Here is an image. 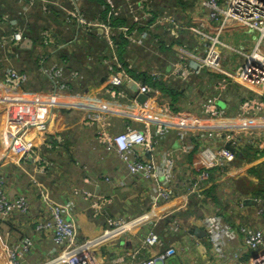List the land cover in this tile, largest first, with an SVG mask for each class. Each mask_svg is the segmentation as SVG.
Segmentation results:
<instances>
[{
	"label": "built area",
	"instance_id": "2783aa9c",
	"mask_svg": "<svg viewBox=\"0 0 264 264\" xmlns=\"http://www.w3.org/2000/svg\"><path fill=\"white\" fill-rule=\"evenodd\" d=\"M28 1L29 4L23 8L30 13L36 8L30 4V0ZM152 1H154L153 5L156 7L160 4L158 0ZM223 1L197 0L194 1L193 5L195 9L186 10L187 13L192 15L191 18H195L197 21H192L194 26L192 32L190 30L185 31H188L199 45L205 43V39L208 36L207 29L210 28L208 21L211 24L217 22V28L212 32H217L220 27L226 26V28H222L221 30L222 40L225 35L223 31L226 33L227 29H231V32L229 30V36L227 34L226 39L232 40L231 37L235 35L233 32L235 27H258L264 32V0H229L227 7H220L219 4ZM82 2L83 0H50L47 5H43L42 7L44 10L53 4L54 9L60 11L58 17H61V21H64L68 26L78 27L83 31L84 34L82 35L75 33L73 41L78 42V45L74 42L75 47L82 48L87 45L89 49L88 53L95 56L98 51L93 44L94 38L92 35L98 28L103 31L101 39L109 45L110 56L104 60L105 66L109 69L108 85L93 92L89 89V84H87L84 87V91L86 92V97L97 101L105 100V102H109L110 104H103V106H93L90 103L85 104L84 107L79 108L84 110L83 115H85L84 118L83 116L81 117L80 122H82L83 126L87 127L98 126V139L105 144L107 150L116 152L125 162L131 174L141 175L156 182L157 187L154 188L152 199L154 206H159L161 202L171 200L177 193L173 187L165 186V181L161 182L160 180L161 177L166 175L169 170L171 171L175 168L177 161L184 154L188 155L190 153L194 147V139L202 141L208 138L209 144H203V148L201 147L194 153L195 166L201 172L200 176H196L195 184L192 188L200 199L206 198L205 189H207L208 183L215 184L216 182L218 185L220 183L219 180L224 179V177H214V182H212V176L210 175V167L213 165H225L221 162V158L225 155L227 156L226 151H228V148H221L218 142L227 144L228 142L238 141L240 137L235 133H239L238 130L240 129L250 130L254 128L264 137V120H261V126L257 125L259 122L255 123L254 126H250L246 122L250 118H264V33L258 41L255 38L253 43L247 38L240 40L245 50L255 48V52L247 59L244 58L243 63L239 67L234 70L229 67L225 68L224 64L220 61V65L210 66V68L215 69L212 72H220L224 74V77L215 80L212 85L216 93L215 96L209 99L206 104H203L198 113L191 114L184 109L178 112L177 102L173 95H170L172 99H169L167 96L160 101L157 100L150 84L146 83L142 77L131 76L127 72L125 64H121L116 58V51L122 48V43L119 42L121 39L128 41L130 48L138 47L134 42V33L135 35L138 32L150 35V30L158 28L160 30L165 29L168 36H179L177 30L173 32L164 23L165 21L161 20L169 19L171 23L175 24V17L171 15V11L150 6L151 10H145L144 13L136 11L138 14H135V9H139L140 4H142L141 0H102L101 9L106 8L105 10L109 12L97 10L95 13L97 16L92 17L86 9V14L81 10L80 3ZM172 6L176 5L173 4ZM73 9H76L78 14L72 11ZM21 14L26 15L23 12ZM102 14H106V17L103 18ZM158 14H164V18H162L163 16L159 17ZM78 17H83V20L79 22ZM120 17L127 18V22L115 24L114 21ZM155 21H161V24ZM152 24L154 25L152 26ZM247 31V33H251V30ZM25 34V28L18 20L15 21L11 17L7 18L6 14L1 13L0 10V56L6 55L2 59L4 72L2 81L0 82V114L8 110L22 112V110L32 107H37L41 111V117L29 119V124L32 127L21 126L20 129L11 128L7 131L11 137L8 143L9 152L16 153L15 155L19 156L21 162L30 160L36 163L35 165L31 164L30 179L42 187L38 196L42 210L34 214V217L38 216V218L33 220V223H35L34 237L27 234L17 242L6 246L2 245L8 264H25L26 254L31 252L33 249L32 245H35L36 234L43 235L53 242V248L49 250V259L39 264H157V260L167 262L173 256H180L181 252L176 245L168 246L165 244V240L158 230V226L161 224H164V228L170 233H186L188 236L186 249L193 253L204 251V253L212 254L214 257L219 258V256H223L227 244L224 246L222 239L218 235H224L231 241L239 240L240 246L233 256L235 264H243V255L246 253H249V264H264V195L260 194H247L249 198H254L253 200L256 202V206L252 207V209H248L245 206L243 202L245 198L238 202V210L235 209V214H233V217L237 220V224L230 222L225 225L218 213L210 212V215L203 222V230L207 233L202 238L198 236L197 229L192 230V227L186 225L180 215L166 212L152 220L146 218L148 213H146L145 217H140L141 214L139 216L141 218L140 222H148L149 230L140 238H137V232H133V235L127 236L126 241L132 243V246L124 252L118 249L111 254H96L94 251L100 244L107 242L110 236H114L115 238L117 235H121L128 230L140 228L141 223L136 224L135 227L120 229L121 226L128 224L127 220H118V222L110 220L112 225L103 230L104 233L102 235L106 236L102 241L100 240L101 242H94L92 240L93 244H89L88 246L80 244L81 224L73 216L69 217L70 210L77 203L72 200L66 206L64 203L52 199L48 195L49 193L43 189V185L38 181V177L45 174L46 170L56 167V162L49 157L48 151H46L53 147L51 139H55L59 143L63 139L61 134H57L51 138L48 132V121L51 118L52 107H55L57 104L69 107H77L78 105L75 104L72 95H67L65 99L60 100L58 95L52 91L43 93L33 92L26 88L29 86L30 81L29 72L25 67H18L10 55L11 53L15 54V51L24 41ZM56 34L57 32L53 26L51 29L41 32V37L46 45V51L52 50L51 48L55 46L53 35ZM208 38L212 39L211 37ZM184 39L192 42L188 37L184 36ZM98 41L102 44V40L98 39ZM85 42L86 44H84ZM165 42L166 55H169L168 52L173 48L174 44L168 41ZM81 43H83L82 46ZM222 45H225V43H222ZM55 50L57 53L59 47L57 46ZM162 52L163 50L156 51L155 55L158 56V59L167 61L170 74L178 82H190L191 84L193 81L192 77L202 71L198 65L204 62L195 61L191 58L190 54L183 50L180 55H177V58H172V60L166 59ZM245 54L247 53L245 52ZM197 57L200 59L201 55L198 54ZM147 62L141 60L139 65L146 64ZM38 63L39 73L45 76L48 81H51L52 89L56 86L60 89L59 84L65 81V79L68 85L71 86L69 82H71L72 77L70 78V73L63 67L61 59L54 60L53 63L49 64L46 61L45 52ZM163 71L160 68L154 69L149 76L153 80H160L162 78L161 72ZM74 74L76 73L72 72L71 76ZM177 76L181 77V79L179 80ZM236 76H239L243 82L237 80ZM235 84L241 85L247 96L241 101L239 112L227 114L226 110L217 106L215 99L220 95L229 93V88L231 87L235 90ZM252 86H258L259 89L254 90ZM101 92L106 99L100 96ZM137 93L147 95V101L144 103L138 101ZM131 105L134 106V110L129 109L128 106ZM114 111L125 115L115 113ZM114 114L118 117H125V129L116 131V129L109 128L111 125H116L115 117H113ZM178 114H182L180 118H178ZM221 115L232 118L222 119ZM24 120L26 119L21 118V121L26 123ZM173 123H178V125H174ZM221 126L224 128L221 136L214 134L211 130L213 128H220ZM24 128H32L37 133L44 134L45 140L39 144L30 143L21 135V131ZM174 132L180 141V149H167L164 151V170L161 171L159 170L157 161L153 158L146 159L144 154L145 152H149L151 155L157 154L161 150L163 142L173 135ZM204 133H209L210 137H201ZM206 147H209L208 153L205 151ZM84 182L87 188H75V194H81L84 200H87L91 206L93 205L94 217L104 213L106 208L116 205L113 196L97 193V191L88 187L92 184H98L97 179L85 178ZM178 188L180 187L178 186ZM35 207L33 199L29 195L10 196L7 184L4 183V177L0 174L1 221L6 222L15 219L16 215L14 214L16 212L31 218L30 214L33 213V208ZM226 214L229 215L230 213ZM247 217H253L258 221L248 222L246 221ZM18 221L24 222L23 220ZM198 229H201V227H198Z\"/></svg>",
	"mask_w": 264,
	"mask_h": 264
},
{
	"label": "rangeland",
	"instance_id": "374dc122",
	"mask_svg": "<svg viewBox=\"0 0 264 264\" xmlns=\"http://www.w3.org/2000/svg\"><path fill=\"white\" fill-rule=\"evenodd\" d=\"M30 1H31L30 4L34 6L36 9H38L39 12L43 11L45 13L44 17H40L41 18V20L39 21L40 26L46 23V24H51L52 26H56L61 30L63 29L62 39L60 43L61 47L59 51H57L56 53V50H55L57 48L56 45L51 48L52 50L49 49L46 51L47 63L51 64L54 62L55 59L56 60L61 59V63L63 67H65V69H67V71L70 73V78L72 77L71 82L75 80L76 83L81 81L87 84L89 80L85 78V75H83L81 72L85 71L86 75L91 77V67L100 68L104 65V61L103 60L99 61L98 58H95L91 53H88L89 49L87 45L83 46L82 48L75 47V44H74L75 41L71 40L70 39L71 36L69 35L75 34V33H79L82 35L84 34L83 31L78 27L68 26L64 23V21H61V17H58V14H60V11L57 9H54L53 4L51 6H48L47 9L43 10L42 9L43 5H47L50 0H41V1L30 0ZM141 2L142 4H140V8L135 9V14H138L136 11H141L142 13H144L145 10H151L150 8L151 6L153 8H160V9L162 8V9H166L167 11H171V15H174L175 17V20H174L175 24L171 23L169 19H161L165 21L164 23H166L173 30V32L177 30L179 33V36H176V39H179V42L173 45V48H171V50L169 51V55H166V51H165L166 49L163 50L162 54L165 56L166 59L168 58L172 60V58L173 59L177 58V55H180L181 51L183 50L186 53L190 54L191 58L194 59L195 61L204 62L203 64L198 65L201 67L202 71L199 72L198 75L192 77L193 81L191 82V84L190 82H185V83L179 82L177 84L176 87L179 86V89L173 90L176 96L178 92L179 91L182 92V90H185L184 92H187V93L192 92L194 94H197L200 97L208 96L209 95L208 91L210 90V86L213 85L215 80L217 78L224 77V74L220 72H212V70L214 71L215 69L210 68V66L211 65L218 66L220 65L219 63L220 61L224 64L225 68L229 67L230 69L234 70L235 68L239 67L243 63L244 58L247 59L248 57L252 56L253 53L255 52V48L253 49L250 48L249 50H245L244 46L241 45L240 40L247 38L249 39V41H252L253 43L255 41V38L257 39L256 41H258L264 33L258 27L256 28H253L251 26L235 27L233 30L235 35L234 37H231L232 40L226 39L227 34L229 36V30L231 32V29H227L226 33H224L223 31V34L225 35H224V39L222 40L221 30L222 28H226V26L220 27L217 32H212L217 28V25H216L217 22H214L211 24V22L208 21V26H210V28L207 29L208 36L205 39V43H201L199 45L198 42L195 41V38L192 35H190V33H188L187 36L189 39L192 40V42H188L184 39L183 32L185 30H190L192 32L194 29L192 21H197L195 18L192 19L191 18L192 15L187 13L186 10H183L185 6H181V9H180V7L177 4L176 6H172L175 3L169 5L170 2H168L167 0L161 1L157 7L153 5L154 1L152 0H141ZM210 3L214 4L216 2H210ZM228 3H229V0H224L223 2H221V4H219V6L227 7ZM28 4H29L28 0H0V10H1V13L6 14L7 18L11 17L12 19H15V21L18 20L19 23L25 28V31L28 32L30 30L29 22L31 21V18L29 19V22H25L23 20H20L19 18V14H21L22 12L26 15H29L28 10L25 11L24 10L25 8H23V7H26ZM80 6L82 8L81 10L86 14L85 7L83 6V2L80 3ZM101 7L102 6H99L98 8L99 11L101 12L107 11L105 10L106 8L101 9ZM72 11L78 14L76 9H73ZM51 14H53L54 16ZM139 15H143V14H139ZM163 15L164 14H160V15L158 14L159 17H162ZM162 18H164V16ZM78 20L79 22L82 21L83 17H78ZM155 22L161 24V21H155ZM94 23H97V22H94ZM153 25L154 24H152V26ZM156 27L158 26L156 25ZM159 30L160 29L158 28L154 30H150V35L149 34L144 35L139 32L137 33V35H135L134 33V36H133V38L135 39L134 42L140 49H142V52L145 54L144 59L149 60L146 64L137 65L139 64V62L137 59L134 58L132 53L124 54L125 51L122 50V48L116 51L117 61L120 62L121 64H125L127 72L130 73L131 76L136 77V76H139V74L141 73L143 75L142 77L149 78V74L152 72V70L157 69V68H160L161 70L166 69L167 61L163 59H158V56L155 55L156 51H159L162 49L158 41V34L165 41H168L171 44L173 43L168 39L167 32L165 29H161L160 31ZM247 30H251V33H247L248 32ZM208 37H211L212 39H209ZM222 43H225V45H222ZM84 44H86V42ZM82 45L83 43H81V46ZM226 48H229V49H226ZM245 52L247 54H245ZM198 54L201 55L200 59H198L197 57ZM10 55L12 58L17 57L13 53H11ZM215 55L218 57V59ZM4 57H6V55L0 56V64H3L2 59ZM75 58L78 59L79 64H80L79 70H77V68H75L72 65V62L77 64V62L74 61ZM18 60L20 61V65L26 64L24 63L27 60L25 51L20 54V58L18 57ZM30 61L32 62L31 59ZM127 63H130V64H127ZM24 65L23 67H25ZM135 71H139V74L136 73ZM72 72L76 74L71 76ZM28 74L29 76H31V73H28ZM177 78H179V80L181 79V77L179 76H177ZM236 78L237 80L243 82V80L239 76H236ZM36 79L37 77L35 78V80ZM106 81H107L106 85L103 87L102 86L100 87L99 83L92 85V87L94 86L100 87L98 89L105 88L108 85V76L106 77ZM48 82H49V89L47 90V92L52 91L56 93L58 97L60 98V100L65 99L67 95H72L75 100V104L78 105L77 107H69V106H62V105L57 104L55 107H52L51 116L52 114H54L53 119H52L53 121L51 120L52 125L55 123L53 126H55L56 124H60V123L63 125V123L66 122L67 117L70 119L76 117L72 114H66L65 110L67 109H72V108L79 109V108L84 107L85 104H89V103L93 106H98V105L103 106V104H109V102H105V100L97 101L89 97H86L85 91L74 90L72 86L68 85V82H66V79L65 81H62L59 84L60 89H58L57 86L52 89L51 81H48ZM76 83H73V85ZM207 83L210 84L209 87ZM28 85H31V84H28ZM236 85L237 84H235V86ZM252 88H254V90L259 89L258 86H252ZM94 89L96 90V88ZM233 90L234 89L232 87L229 88V92H233ZM240 90L245 94L244 89L240 88ZM86 91H90V90H86ZM100 96L104 98V95L102 92ZM252 96H254V94H252ZM168 98L172 99L171 96H168ZM222 104L223 102L220 103V105ZM128 107L129 109L134 110L133 105L128 106ZM80 110L82 111V113L77 114V115H80L79 118L81 119V117L83 116L84 118L85 115H83L84 110L82 109ZM114 112L118 114L120 113L118 111H114ZM195 112L198 113L199 111H195ZM226 112L227 114H234V113L228 112L227 110ZM200 113L202 112L200 111ZM120 114L125 115L122 113ZM178 115H179L178 118H180V115L182 114H178ZM113 117H118V116L114 114ZM221 118L230 119L232 117H225L221 115ZM261 120H264V118H250V119H247L246 122L250 126H254L255 123L259 122L257 125L261 126L262 125ZM24 121H26V123L22 122V126L32 127L29 124L30 120H24ZM48 122H50V120ZM173 124L178 125V123H173ZM72 126L73 125L71 124L70 131H67L65 127L63 128L64 132L67 135V138H66L64 134L65 139L63 141L64 142L63 146L59 145L56 149L52 151L46 150L48 151L47 153L49 157L56 162V165H55L56 168L53 167L54 170L53 168L52 170H49L50 173L54 175L57 174L55 176V180H53L52 183L56 181L60 184L62 174H64L65 171H67V167L71 163H73L74 165L82 169L83 176L85 174H88V177L100 180V178L97 177L98 173L96 172V170H94L90 162H89V165L84 164L86 160H84L82 157H87L86 159H89L90 161L94 162L97 168H101L108 172L110 171V166L107 164L106 160L107 159H118L119 157L117 156V154H114L112 152L108 153L103 150L101 151L100 148L102 146L97 139L95 141H90L89 139L86 141L85 140L86 137L84 136L73 137L74 133L79 134L77 132H81L82 130L81 127L83 126L82 122H79V126L74 125L75 131L77 132L73 131L74 127L71 128ZM83 127H87V126H83ZM223 129H224L223 126H221L220 128H213L211 130L213 131L214 134H218V136H221ZM250 130H247V129L238 130L239 133H235V134H238L240 139L238 141L227 143V145L229 144L233 150L228 149V151H226L227 156L225 155L221 158V162L225 165L223 166L213 165L212 167H210L211 169L210 175L212 176V182H214L213 181L214 177L216 178L224 177V179L219 180L220 183H218V187L215 186L217 185L216 182L213 185V189H216V191L218 190V193L215 194L217 197L215 199L216 201L212 199L211 204L216 205L215 203H218L219 205H221L216 208L215 213H217V211H219L221 208L225 209V213H230V210H234V209L238 210L237 209L238 202H240L244 198H249V196H247V192L249 191L246 192L247 189H252V190L254 189L260 193L261 192L264 193V165H262V163H264V142H263L264 137H262V135L259 134L257 129L253 128ZM116 131H120V130L116 129ZM202 136L210 137L209 133H204L201 135V137ZM8 143L9 141L7 142V146H8ZM92 145L95 148L91 149ZM58 149H60L61 151L58 152ZM8 151H9V148H8ZM205 151L206 153H208L209 147H206ZM15 154L16 153L14 152H9V153L7 152L5 159L9 160L10 162H13L14 160H11V159L13 158L16 160L17 158ZM84 154L89 155V156H85ZM91 154H94L93 158H91ZM31 164L35 165L36 163L31 162ZM110 175L114 178H118L117 175L116 176H114V174H110ZM111 176H108V177L112 179V184H115V183L117 184L118 181H114V179ZM174 176H176V178H174ZM163 177L165 181L164 185L167 187H171L167 184L169 181H171L173 184H177V182H180L182 180L180 178L179 172L175 170V168H173L171 171L169 170L166 175H163ZM47 178H52V176L50 175ZM125 180L120 181V184L123 183ZM246 186H250V188H245ZM134 189L140 190L137 187ZM141 192L144 196L147 194L146 191L143 192L141 190ZM114 196H115L114 199H116L115 212H117V216H119L116 219L114 218L117 222L118 220L130 221L137 217L140 218L139 216L141 214H144V213L146 214L149 212V211H145V212L140 211L142 212L141 214H139L140 212H137V214H135L136 209L134 208L136 206L134 205V203H132V201L135 198L133 193L118 194ZM142 198L143 200H145V197H142ZM213 200L215 201V203L213 202ZM92 207L93 205L90 206V209ZM90 209L87 208L88 210L87 213L90 214V218L92 217L93 219H97L96 222L101 221L103 219L104 217L103 213L100 214L98 217H94L95 215L94 213L93 214L91 213ZM234 213L235 211L234 212L231 211V214H234ZM17 214L18 212H16L14 215H17ZM188 216L189 215L183 216V218L186 219ZM19 217L21 220L23 219L22 216H19ZM110 220L109 218L106 220L107 223L105 226H101V223L98 222L99 225L93 227V229L89 232H85L86 230L85 229L84 230L85 237H83L82 234L80 233L81 239L79 243L87 245V246L89 244H93L92 240L101 236L104 233L103 230L105 227H110L112 225L110 223ZM222 220L224 221L225 225L230 223L229 220L226 221L224 218H222ZM19 222L22 224V221H19ZM27 222H30V220H24V225H25L24 227L26 228L29 227L28 231L30 235L34 237V233L32 232L33 230L32 224L31 223L27 224ZM141 222H144V221H141ZM247 224L249 225V223ZM0 226H3V225H1L0 223ZM16 228H19V227H16ZM148 230H149L148 223H141L140 228H134L132 230H128L122 233L118 238L102 243V245H100L94 252L96 254H111V253H114L118 249L124 252L125 250L131 248L132 246V243H129L126 241L127 236H131L133 235V232H137V238H140ZM0 232L4 233L1 227H0ZM159 233L164 238L165 244H167L168 246L171 244H174L178 247L180 252H183V249H186L187 241H188V236L186 233H181V234L170 233L166 230V228H164L163 225L161 226ZM198 233L199 232H197V234ZM204 235L205 234H203V236ZM0 237H1V234H0ZM13 242L15 241L10 242L8 245H10ZM32 247H33L32 251H34L36 254L35 258H31L34 264L43 262L42 258H39L41 257L40 252L37 249H34L35 245H32ZM180 254L181 255L179 257L173 256L169 258L168 260L169 264H179L180 259L183 260V256L185 255L182 253ZM45 260H47V258ZM1 261L2 260L0 258V264H2ZM230 261H235V259H230ZM156 263L165 264V262H161L159 260H157Z\"/></svg>",
	"mask_w": 264,
	"mask_h": 264
},
{
	"label": "crops",
	"instance_id": "0c3cea01",
	"mask_svg": "<svg viewBox=\"0 0 264 264\" xmlns=\"http://www.w3.org/2000/svg\"><path fill=\"white\" fill-rule=\"evenodd\" d=\"M191 1H197V0H189ZM102 2V1H101ZM100 0H85V3L87 4L88 11L90 13V16L96 17L97 14H95L101 5ZM170 2L169 5L175 3V0H168ZM176 5V4H175ZM180 9H181V4L179 1V4H177ZM94 13V14H92ZM103 18L106 17V14H102ZM29 19L31 18L30 23V30L25 34V39L30 38L32 44L30 47L25 46L24 44H20V47L16 50L18 53H22L25 51L27 60L24 62L26 63L24 66L26 70L31 73L30 76V81H29V86L26 88L30 91L33 92H47L49 89V82L45 76L39 73L38 67H39V59L41 56L46 52V45L43 41V38L41 37V32L46 29H51L52 25L51 24H43L40 26L39 21L41 20L40 17H44V14L36 13V14H29L28 15ZM55 30L57 32L56 35H53V42L56 46L59 47L60 49V43L62 39V30L59 29L56 26ZM184 36L188 37V32L184 31ZM103 34V31L98 28L95 33L92 35L94 38L93 44L95 45L96 50L98 51L97 54L94 56L95 58H98V60H105L110 56V50H109V45L107 42H105L103 39H101ZM71 36L70 39L73 40L75 37V34L69 35ZM168 36V35H167ZM173 36V35H171ZM168 36V39L173 43L176 44L179 42V39H176V37H171ZM68 38V36H67ZM24 39V40H25ZM98 39L102 40V44L98 41ZM78 45V42L75 41ZM122 43V50L125 51L124 54L126 53H134L136 52V47H131L129 43H125L126 40L121 39L119 41ZM35 54H34V52ZM169 53V52H168ZM28 54V55H27ZM133 55V54H132ZM79 56V55H77ZM32 57V58H31ZM135 58V57H134ZM32 60V62L30 61ZM135 59L140 62V58L136 57ZM56 60V59H55ZM74 61L77 62V64L73 63L72 65L79 70V61L78 59H74ZM139 65V64H137ZM104 70V71H103ZM163 71V70H162ZM3 64H0V82L2 81L3 78ZM81 72V71H80ZM136 73L139 74V71H135ZM83 75H85V78H87L89 81L87 84H89V89L95 92L98 88L101 86H105L106 84H103L101 79L102 77H107L109 73V69L105 64L100 67H91V77L87 76L85 71L81 72ZM143 75L140 73L139 76L136 77H142ZM162 78L160 80H153L151 76L149 78L142 77L143 80L150 84V86L153 88V94L157 98V100H162L166 98L167 96L173 95L175 97V100L177 102V111L180 112V110L184 109L187 110L189 113L193 114L195 111H198L203 104H206L209 99H211L213 96H215V92L212 88V85L208 84V87L210 86V90L208 91L209 95L204 97V96H198L197 94H194L192 92H178L177 96L174 94L173 90L178 89L177 84L179 83L177 80L173 78V76L170 74L169 70V65L166 64V69L161 72ZM37 79L35 80V78ZM47 80V82H46ZM107 82V81H106ZM73 83H76V81L69 82L71 86L73 87L74 90H83L84 87L87 85L85 82H78L73 85ZM100 87H92L94 84H98ZM206 87V88H208ZM96 88V90L94 89ZM243 87L239 84L236 85L235 90L233 92L225 93L223 95H220L217 99H215V103L217 104L218 107L223 108L224 110H227L230 113L236 114L239 112V105L243 98L247 96V94H244L241 90ZM182 93V94H181ZM138 94V93H137ZM136 94V95H137ZM140 96V94L137 95V98ZM71 97V96H70ZM138 101L144 103L145 101H141L138 99ZM223 102L222 105L220 103ZM43 104H46L45 102H42ZM176 109V108H175ZM66 114H72L76 117L74 118H68L63 125L56 124L55 126L52 125V119L53 115L51 116L49 126H48V132L50 134V137L53 138L56 134H61L62 136V142L59 143L53 139L52 141V148L49 149V151H52L56 149L59 145L63 146L64 144V134L67 138L66 133L64 132L63 128L65 127L67 131H70V125L72 124L79 126L80 122V115L82 111L80 109H67L65 110ZM19 114V115H18ZM41 117V111L37 107H32L28 109L22 110V112H16L15 110H8L2 114H0V174L3 175L4 177V183L7 184L8 192L10 196H16L20 194H25L29 195L33 199V203L35 204V208H33V213L30 214L31 218L26 217L22 215L23 221L27 219H31L32 222H27L32 224L34 232V225L33 220L37 219V217H34V214H37L39 210L41 209V204L40 200L38 198L42 187L39 186L38 184L34 183L30 178H31V161L27 160L25 162H21L19 160V156H17L16 160L13 162H10L9 160L5 159L7 152L8 151V146L7 142L10 141L11 137L8 135L7 131L9 129H20L22 126V121L21 118H25L26 120L29 119H35ZM70 119V120H69ZM52 120V121H51ZM115 126H109V128L112 129H117V130H123L125 129V117H115ZM69 121V122H68ZM83 127V126H82ZM81 127V132L75 131V127L73 131L79 133L75 134L73 137L76 136H84L86 137V141L89 139L90 141H95L96 139L99 141L101 144L100 150L106 151V152H112L116 154L114 151H109L106 149L105 144L101 142L98 137H97V130L98 126L94 125L92 127ZM21 135L30 143H40L43 140H45V135L41 133H37L35 130L32 128H24L21 131ZM193 140V139H192ZM209 139L205 138L202 141L199 140H193L194 147L190 151V153L184 154L181 159H179L176 163L175 170L179 172L180 178L182 179L180 182H177V184H173L171 181H169L167 184L171 187H173L176 190V195L171 200L161 202L159 206H154L153 205V195H154V188L157 187V184L154 180L150 178H144L141 175H136V174H131L125 164V162L119 157L118 159H107L106 162L110 166V171H105L101 168H97L95 166V163L90 161L89 159H86L87 157H82L84 160V164H90L93 166L94 170L98 173L97 177L100 178L98 180V184H92L88 186L90 189L97 191V193L100 194H105L107 196H113L118 195V194H131L133 193L135 198L132 201L134 205L136 206L134 209H136L135 214L137 212H145L149 211L147 215V219L152 220L156 218L157 216H160L166 212H171L174 215H180L183 219V221L186 223V225L190 227H201V229H198L199 231V236L202 238L203 233L201 234V231H204V225L203 222L206 220L207 216L210 215V212L215 213L216 208L219 205L218 203H215L216 193H218V190L213 189V184L208 183L207 189H205V195L206 198L200 199L197 194L193 191V186L195 184V178L196 176H200L201 170L197 169L194 163L195 159V151H198L203 144H209ZM220 147H225L227 148V144L223 142H218ZM94 144V143H93ZM180 141L177 139L175 132L173 135H171L166 141L163 142V145L161 147V150L157 152V154L151 155L149 152H145V158H153L157 161V164L159 166V170L163 171L164 170V163H165V156H164V151L167 149H173V150H179L180 149ZM95 148L93 145L91 146V149ZM61 151L58 149V152ZM90 152V151H89ZM85 156H89L84 154ZM61 156V155H60ZM94 157V154H91V158ZM116 157V156H115ZM92 162V163H91ZM260 164V162H259ZM264 165V163H262ZM56 168V167H55ZM48 169L46 170L45 174H42L38 177V181L43 185V189L46 190L49 195L51 196L52 199L64 203L66 206H68V202L74 200L77 204L74 205L73 209L70 210V216H73L77 220L78 223L81 224V229L80 233L82 234L83 237H85V232H89L93 229V227L98 226V222L101 223V226L106 225V220L109 218L112 221H116L115 219L118 218L117 212H115V207L116 205L109 207L108 209L105 210L103 213L104 217L101 221H97V219H93L92 217L90 218V214L87 213V208L90 209V203L87 200H84L81 194H75V188L79 189H86V184L84 182L85 178H90L88 177V174H85L83 176V171L80 169V167L74 165L71 163L67 167V171H65L64 174H62L60 184L58 182H53L55 180V176L52 173L49 172ZM54 170V168H53ZM110 174H114V176H118V178L112 177ZM52 176V178H47L48 176ZM125 175V176H124ZM128 175V176H127ZM108 176H111L114 181H118L117 184H112V179L109 178ZM128 178V179H127ZM176 178V176H174ZM95 179V178H93ZM127 179V180H125ZM125 180L123 183L120 184V181ZM161 182L164 181V177H161ZM228 181V180H227ZM230 183V182H229ZM178 186L180 188H178ZM218 187V185H215ZM139 188L140 190H136L134 188ZM250 188V187H249ZM134 189V190H133ZM146 191V195L144 196L141 192ZM249 191V192H247ZM247 194H260L264 195L263 192H258L256 190L252 189H247L246 190ZM246 194V193H245ZM142 197H145V200H143ZM217 205L211 204V200ZM116 201V199H115ZM133 205V204H132ZM248 209H252V207L256 206L253 204H250V202L245 204ZM125 207V206H124ZM221 208V207H220ZM126 209V208H125ZM91 213L93 214L92 208L90 209ZM231 211L234 212V210H230V214L225 213V209L221 208L217 213L219 214L220 217L224 218L226 221L229 220L232 224H237V220L233 217V214H231ZM140 212L139 214H141ZM138 214V215H139ZM235 214V213H234ZM189 215L186 219L183 218V216ZM194 215V216H192ZM20 215L17 214L15 219H11L10 221H1L0 223L3 226H0L1 229L3 230L4 233L0 232L1 237H0V258H1V263L2 264H8L7 262V256L5 251L3 250V247L1 245H8L10 242L15 241L17 242L20 238L26 236L27 234H30L28 231L29 227H24V222L21 224L18 220H21ZM99 216V215H98ZM96 216V217H98ZM137 216V215H136ZM146 214H142L140 217H145ZM131 217V216H130ZM135 217V216H134ZM115 218V219H113ZM141 218H136L126 224V226H121L120 229L126 228V227H132L136 224H139L137 222ZM30 220V221H31ZM246 221L252 222V221H258L257 219L253 217H247ZM137 222V223H136ZM22 225V226H21ZM164 226V224H161L158 226V228H161V226ZM21 226V227H20ZM19 227V228H16ZM160 231V229H158ZM195 231V230H194ZM31 232V231H30ZM205 232V231H204ZM206 234V233H205ZM106 235H101L98 238L95 239L94 242H98L102 239H104ZM120 236V235H119ZM118 236V237H119ZM222 239V243L224 244L225 247V253L223 256L214 257L212 254L204 253V251H199L198 253H193L189 251L188 249H183L182 254H185L183 256V260L180 259L179 264H235V261H230V259H233L234 252L238 249L240 246L239 240L236 241H231L229 240L226 236L224 235H218ZM81 239V237H80ZM114 240L110 236V239L108 241ZM107 241V242H108ZM14 243V242H13ZM102 245V244H100ZM173 245V244H171ZM53 248V242L51 239L45 238L43 235H38L36 234V242H35V248L40 252L39 258H42V260H45L49 256V250ZM36 251V250H35ZM35 252L31 250V252H28L25 256V264H34L31 258H35ZM181 255V254H180ZM179 257V256H176ZM247 256L245 255L243 264H249L248 259L246 258ZM165 264H169V262H165Z\"/></svg>",
	"mask_w": 264,
	"mask_h": 264
},
{
	"label": "trees",
	"instance_id": "16d2710c",
	"mask_svg": "<svg viewBox=\"0 0 264 264\" xmlns=\"http://www.w3.org/2000/svg\"><path fill=\"white\" fill-rule=\"evenodd\" d=\"M102 0H100V2H101ZM161 1H163V0H158V3L159 2H161ZM168 1V0H167ZM179 1H180V4H181V6H185L183 9L184 10H188V9H195V6L193 7V5H194V1H189V0H175V4H179ZM83 2H84V7H85V9L87 10L88 9V7H87V4L85 3V0H83ZM174 3V2H173ZM14 4V3H13ZM88 11V10H87ZM36 13H40V14H45L43 11H41V12H39V10L38 9H35V10H32V12H30L29 14H36ZM89 13V12H88ZM51 15H53V14H51ZM54 16V15H53ZM19 18H20V20H23V21H25V22H29V17H28V15H23V14H19ZM118 22H120V23H126L127 22V18H123V17H120V18H118V19H116V21H114V23L115 24H117ZM26 34H27V32H26ZM125 43H127L128 44V41H126ZM20 54L21 53H18L17 51H15V55L17 56V57H15V58H13V60H14V62H15V64L18 66V67H23V64L22 65H20V61L18 60V57L20 58ZM133 56L136 58V57H139L140 58V60H144V61H149V60H145L144 59V56H145V54L142 52V49H140L139 47H136V52H134L133 53ZM250 186H246L245 188H249ZM250 190V189H249ZM196 227H192V230L193 229H195ZM158 229H160V228H158ZM245 255L247 256L246 258L248 259V257H249V253L247 254H244L243 255V258H245Z\"/></svg>",
	"mask_w": 264,
	"mask_h": 264
},
{
	"label": "water",
	"instance_id": "95a60500",
	"mask_svg": "<svg viewBox=\"0 0 264 264\" xmlns=\"http://www.w3.org/2000/svg\"><path fill=\"white\" fill-rule=\"evenodd\" d=\"M30 40H31L30 38H26V39L23 41L22 44H24L25 46L30 47V45L32 44V42H31ZM101 81H102L103 84H106V77H102ZM147 97H148V96L145 95V94H140V96L138 97V99L141 100V101H145V100L147 99ZM227 147H228L229 149L233 150V149L230 147L229 144L227 145ZM251 201H252V200H246V202H251ZM106 209H108V208H106ZM106 209H105V210H106ZM105 210H104V212H105ZM202 233L205 234L204 231H201V234H202Z\"/></svg>",
	"mask_w": 264,
	"mask_h": 264
},
{
	"label": "clouds",
	"instance_id": "9594fccd",
	"mask_svg": "<svg viewBox=\"0 0 264 264\" xmlns=\"http://www.w3.org/2000/svg\"><path fill=\"white\" fill-rule=\"evenodd\" d=\"M53 140H55V139H53ZM55 141H56V140H55ZM34 144H35V143H34ZM37 144H38V143H37ZM227 148H228V147H227ZM228 149H229V148H228ZM253 199H254V198H245L243 202H244V204H247V205H248L249 202H246V200H252V201L250 202V204H253V203H254V205H255L256 202H255V200H253ZM19 215L22 216L23 214H19ZM137 218H138V217H137ZM113 219H114V218H113ZM135 219H136V218H135ZM132 220H134V219H132ZM132 220H130V221L127 220V221H128V223H129V222H131ZM139 221H140V219H139L137 222H139ZM137 222H136V223H137ZM146 223H148V222H146ZM128 227H129V226H128ZM105 228H107V227H105ZM105 228H104V229H105ZM196 229H197V232H199V231H198V227H196ZM119 235H120V234H119ZM119 235H117L115 238H118ZM111 237L114 238V236H111ZM115 238H114V239H115ZM102 240H103V239H102ZM102 240H101V241H102ZM93 241H95V239H94ZM101 241H98V242H101ZM1 246H2V245H1ZM47 259H49V256H48ZM44 261H46V260H43V262H44ZM38 264H39V263H38Z\"/></svg>",
	"mask_w": 264,
	"mask_h": 264
},
{
	"label": "flooded vegetation",
	"instance_id": "af4514ba",
	"mask_svg": "<svg viewBox=\"0 0 264 264\" xmlns=\"http://www.w3.org/2000/svg\"><path fill=\"white\" fill-rule=\"evenodd\" d=\"M184 10V9H183ZM158 41H159V44L161 45V50H164V49H166V47H165V44H166V42H165V40L164 39H162L161 37H160V35L158 34ZM160 47V46H159Z\"/></svg>",
	"mask_w": 264,
	"mask_h": 264
},
{
	"label": "bare ground",
	"instance_id": "6f19581e",
	"mask_svg": "<svg viewBox=\"0 0 264 264\" xmlns=\"http://www.w3.org/2000/svg\"><path fill=\"white\" fill-rule=\"evenodd\" d=\"M260 14V13H259ZM110 104V103H109Z\"/></svg>",
	"mask_w": 264,
	"mask_h": 264
}]
</instances>
